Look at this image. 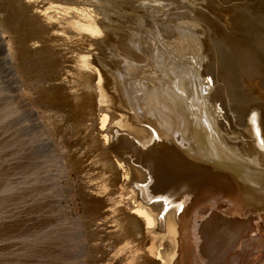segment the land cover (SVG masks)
<instances>
[{"label": "bare ground", "instance_id": "bare-ground-1", "mask_svg": "<svg viewBox=\"0 0 264 264\" xmlns=\"http://www.w3.org/2000/svg\"><path fill=\"white\" fill-rule=\"evenodd\" d=\"M45 1L27 15L33 46L44 34L79 45L54 89L69 91L71 108L82 109L70 127L74 133L76 122L83 126L89 192L106 209L104 264H219L226 254L231 264L242 263L264 237L257 221L264 81L250 66L254 47L264 51V0H192L193 29L177 26L168 0H121L126 8L114 0ZM188 44L209 52V62L207 71L196 69L194 89H181L186 84L168 81L170 62L177 51L188 53ZM153 70L168 79L164 89H152ZM238 80L245 89H237Z\"/></svg>", "mask_w": 264, "mask_h": 264}, {"label": "rangeland", "instance_id": "rangeland-1", "mask_svg": "<svg viewBox=\"0 0 264 264\" xmlns=\"http://www.w3.org/2000/svg\"><path fill=\"white\" fill-rule=\"evenodd\" d=\"M32 1L0 0V264H104L110 250V246L105 245L107 226L101 222L106 209L104 205H97V198L89 192L86 172L90 158L82 153L87 143L82 134L83 126L76 122L74 133L70 127L75 120L81 119L82 109L71 108L72 101L67 96L69 91L54 89L65 79L61 71L69 65L66 57H70V50L78 49L79 45L76 42L66 45L61 41H51V36L44 34L36 37L39 44L35 48L34 42L30 41L32 34L27 15L36 13L47 2ZM114 1L122 8L127 7L121 0ZM175 1L168 0L164 4L171 2L169 8L175 9L179 16L184 15L181 18L177 16V26L193 29L190 27L193 20L188 14L192 0ZM158 3L151 0L148 6ZM92 6L101 9L95 3ZM109 17L115 21L116 15L109 14ZM22 38H26L24 43ZM188 46L184 52L189 54L177 51L172 57L173 73L169 80L163 79L161 72L153 70L149 76L152 89H164L167 80L178 85L186 84L187 88L182 86L181 89H194L191 80L198 70L207 71L209 52L197 49L194 44ZM105 52L103 56L108 60L110 54L107 50ZM250 63L264 81V51L260 46L254 47ZM210 78L207 80L212 81ZM38 81L42 82L40 87L36 85ZM236 83L237 89H245L241 80ZM245 97L248 98L247 95ZM257 218L263 229L264 201L259 203ZM255 234L251 235L254 237ZM259 238L262 240L259 248L255 253H248L239 264L264 263V237ZM226 255L219 264H231L229 255ZM110 264L124 263L115 259Z\"/></svg>", "mask_w": 264, "mask_h": 264}]
</instances>
